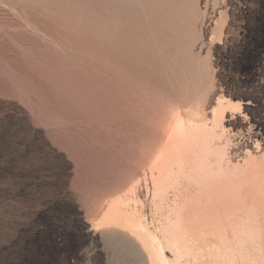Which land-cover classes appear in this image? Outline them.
<instances>
[{
	"label": "rangeland",
	"instance_id": "1",
	"mask_svg": "<svg viewBox=\"0 0 264 264\" xmlns=\"http://www.w3.org/2000/svg\"><path fill=\"white\" fill-rule=\"evenodd\" d=\"M246 94L264 121V0H0V264H148L107 205L150 219L129 188L181 96Z\"/></svg>",
	"mask_w": 264,
	"mask_h": 264
},
{
	"label": "bare ground",
	"instance_id": "2",
	"mask_svg": "<svg viewBox=\"0 0 264 264\" xmlns=\"http://www.w3.org/2000/svg\"><path fill=\"white\" fill-rule=\"evenodd\" d=\"M190 100L176 101L135 165L129 199L150 219L119 197L102 220L122 219L148 264H264V121L247 115V94L221 100L209 122Z\"/></svg>",
	"mask_w": 264,
	"mask_h": 264
}]
</instances>
